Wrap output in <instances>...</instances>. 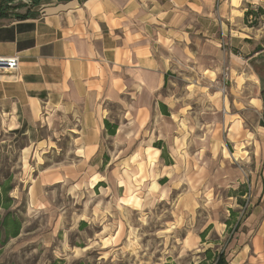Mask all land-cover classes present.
I'll return each instance as SVG.
<instances>
[{"label": "crops", "instance_id": "1", "mask_svg": "<svg viewBox=\"0 0 264 264\" xmlns=\"http://www.w3.org/2000/svg\"><path fill=\"white\" fill-rule=\"evenodd\" d=\"M4 1L0 56L20 63L0 78V133L11 139L2 142L8 151L19 147L23 160L36 161L39 177L94 178L114 160L104 139L123 155L158 142L160 154L179 131L172 86L180 76H216L239 60L252 72L251 105L264 137V64L252 67L264 56V0ZM255 10L263 14L250 27L245 16ZM64 144L71 149L62 164L46 165ZM256 174L259 206L231 245L230 264H264V141ZM38 179L29 194L43 188Z\"/></svg>", "mask_w": 264, "mask_h": 264}, {"label": "rangeland", "instance_id": "2", "mask_svg": "<svg viewBox=\"0 0 264 264\" xmlns=\"http://www.w3.org/2000/svg\"><path fill=\"white\" fill-rule=\"evenodd\" d=\"M239 62L196 81L180 76L172 86L179 109L174 145L160 154L158 142L138 145L123 155L104 139L114 160L94 178L54 184L39 177L36 161L23 160L19 147L8 151L2 142L11 139L0 133V185H11L9 211L22 222L20 235L1 249L0 264H217L220 254L230 264V247L259 206L264 141L250 70ZM70 149L58 146L46 165L62 164ZM37 179L43 188L29 194Z\"/></svg>", "mask_w": 264, "mask_h": 264}, {"label": "trees", "instance_id": "3", "mask_svg": "<svg viewBox=\"0 0 264 264\" xmlns=\"http://www.w3.org/2000/svg\"><path fill=\"white\" fill-rule=\"evenodd\" d=\"M40 0H32L33 3H38ZM7 3V2H5ZM3 5L0 4V14L4 11ZM263 11L258 10L257 12L248 11L245 16V23H248V19L250 16H253L254 21L249 24L250 27H257L259 26L258 18L262 16ZM106 127L108 129V123H106ZM110 135L115 134V130H108ZM158 148L161 149L157 145ZM12 190V187L9 183L0 185V211L5 210L6 213L4 215L0 214V251L1 249L9 242L10 239L17 238L20 235L21 228H22V222L16 218L14 215L10 213V208L13 204V199L9 196L10 191ZM235 214L234 212L232 213ZM230 224V222H228ZM240 224H237L236 229L239 228ZM205 236V233L202 234V237ZM207 258L211 260L213 258V254L211 251L206 252ZM217 264H226L224 254H220L217 259ZM216 261V260H215ZM200 264H207L206 262H202Z\"/></svg>", "mask_w": 264, "mask_h": 264}, {"label": "built area", "instance_id": "4", "mask_svg": "<svg viewBox=\"0 0 264 264\" xmlns=\"http://www.w3.org/2000/svg\"><path fill=\"white\" fill-rule=\"evenodd\" d=\"M26 3L32 4V0H26ZM254 12H257L255 10ZM254 21L253 16H250V22ZM19 57H4L0 56V78L12 76L19 68Z\"/></svg>", "mask_w": 264, "mask_h": 264}, {"label": "water", "instance_id": "5", "mask_svg": "<svg viewBox=\"0 0 264 264\" xmlns=\"http://www.w3.org/2000/svg\"><path fill=\"white\" fill-rule=\"evenodd\" d=\"M264 64V56L263 57H261V58H259V59H257L256 61H254L253 62V64H252V67L253 68H259V67H261L262 65Z\"/></svg>", "mask_w": 264, "mask_h": 264}, {"label": "bare ground", "instance_id": "6", "mask_svg": "<svg viewBox=\"0 0 264 264\" xmlns=\"http://www.w3.org/2000/svg\"><path fill=\"white\" fill-rule=\"evenodd\" d=\"M254 104H255V105H258V102H257V101H254Z\"/></svg>", "mask_w": 264, "mask_h": 264}]
</instances>
